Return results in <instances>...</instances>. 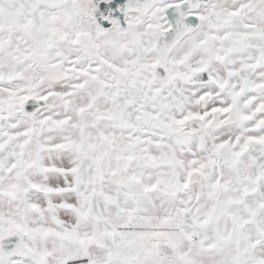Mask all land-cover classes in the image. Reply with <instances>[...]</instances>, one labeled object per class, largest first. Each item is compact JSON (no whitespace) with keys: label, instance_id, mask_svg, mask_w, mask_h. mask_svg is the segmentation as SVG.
<instances>
[{"label":"snow or ice","instance_id":"1","mask_svg":"<svg viewBox=\"0 0 264 264\" xmlns=\"http://www.w3.org/2000/svg\"><path fill=\"white\" fill-rule=\"evenodd\" d=\"M0 264H264V0H0Z\"/></svg>","mask_w":264,"mask_h":264}]
</instances>
